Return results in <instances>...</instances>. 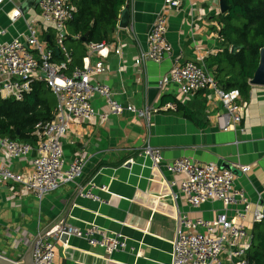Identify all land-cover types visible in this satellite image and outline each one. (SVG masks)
Wrapping results in <instances>:
<instances>
[{"label":"crops","instance_id":"crops-1","mask_svg":"<svg viewBox=\"0 0 264 264\" xmlns=\"http://www.w3.org/2000/svg\"><path fill=\"white\" fill-rule=\"evenodd\" d=\"M163 2L130 0L127 26L116 25L102 56L89 55L91 63L101 60L105 66L94 79L106 82L113 97L122 104L148 105V89L158 87V80L168 73L175 58L181 62L196 60L213 72L223 50L218 34V0H183L180 9H169L166 39L171 53L160 62L149 60L135 66L139 52L147 47L148 31ZM16 9L20 15L12 20L11 12ZM29 23L37 29L40 39L50 41L48 44L55 48V31L42 23L37 0L0 3V31H4L0 43L22 39ZM65 33L69 35L68 26ZM67 44L70 50H81L78 44ZM54 60L58 62L60 58ZM158 88L150 105L162 109L153 114L149 126L130 112L111 114L105 122L95 119L71 124L62 138L64 157L71 161L82 153L86 158L76 183L64 184L41 199L30 194L14 195L6 186H0L1 255L16 262L29 261L31 244L40 231L60 222L79 228L95 222L122 232L128 238L127 250L107 256L100 247L70 237L66 243H56L53 264H171L179 215L212 219L225 212L233 216L237 207L225 211L220 201L192 207L177 193V187L168 186L171 180L178 182L180 175L167 172L163 166L153 170L150 160L138 155L146 143L161 149L164 162L189 156L220 169L249 165L246 172L235 167L234 186L245 191L253 207L264 204V87L250 85L242 121L236 129L226 131L218 129L212 119L219 104L211 91L182 95L174 83ZM50 100L54 112L56 98L52 92ZM169 103L175 108H163ZM92 104L98 110H107L101 97H93ZM0 165H9L22 174L31 169L29 159L10 161L3 151ZM89 181L106 186V191L94 190L102 201L77 194V184L84 186ZM172 193L178 194L175 199ZM246 223L252 228L251 216Z\"/></svg>","mask_w":264,"mask_h":264},{"label":"built area","instance_id":"built-area-1","mask_svg":"<svg viewBox=\"0 0 264 264\" xmlns=\"http://www.w3.org/2000/svg\"><path fill=\"white\" fill-rule=\"evenodd\" d=\"M182 1L164 0L148 31L147 47L139 52L135 66L149 60L160 62L171 53V45L166 39L169 9H180ZM38 5L42 23L55 31L54 45L60 60H54L55 49L47 46L34 25L29 23L22 39L16 37L0 43V95L22 100L31 91L33 83L41 80L55 95L56 106L51 119L39 120L34 125L35 145L0 135V151L8 160L29 159L31 163L27 174L14 171L9 165H0V186H6L14 195L30 194L41 199L64 184L76 183L82 176L86 158L78 153L73 160L67 161L62 147V138L72 123L95 119L105 122L111 114L130 112L149 126L153 114L162 107L122 104L113 97L106 82L94 79L105 70V66L101 60L91 63L89 55L102 56L108 45L105 41L89 43L82 65L69 70L72 53L65 42V31L74 18L75 6L72 0H39ZM19 15L20 10L16 9L10 18L13 20ZM114 51L120 52L119 49ZM169 83L176 84L182 95L211 91L219 104V110L212 116L218 129L234 130L242 121L246 103L239 89H224L201 62H181L175 58L168 73L158 80V87ZM95 96L104 100L106 111L93 106ZM167 107L175 108V105L169 103L163 108ZM34 147L36 154L32 157ZM138 155L149 159L153 170L163 166L167 172L180 175L178 182L171 180L168 186L177 187V193L183 195L192 207H199L207 201H220L225 211L228 207H237L232 217L225 212L212 219L179 215L175 223L171 264H250L248 251L252 234L246 222L249 216L252 224L262 221L264 204L253 207L245 191L234 186L235 167L246 172L249 165L220 169L213 163H199L189 156L164 162L161 149L149 143L139 148ZM95 189L107 190L106 186H97L91 181L84 186L77 184L78 195L102 201ZM178 194L172 193V197L175 199ZM40 232L34 243L32 264H53L56 243H66L70 237L82 239L89 246L100 247L107 256L127 250L128 238L122 232L111 231L95 222L83 228L60 222L42 234ZM64 234L68 237L62 241Z\"/></svg>","mask_w":264,"mask_h":264},{"label":"trees","instance_id":"trees-1","mask_svg":"<svg viewBox=\"0 0 264 264\" xmlns=\"http://www.w3.org/2000/svg\"><path fill=\"white\" fill-rule=\"evenodd\" d=\"M129 1L72 0L75 13L73 20L68 23L69 35H66L65 42L70 45L78 44L81 50L77 52L70 47L72 61L69 70L82 65L89 43L112 41L120 12ZM226 2L227 10L218 15V34L223 50L211 73L224 89L238 88L245 100L250 89L248 81L258 64L259 49L264 47V0ZM47 43L50 41L47 40ZM234 45L239 48L231 53L230 48ZM48 46L52 47L50 44ZM54 58H60L55 50ZM51 92L43 81H35L31 91L22 100L0 95V135L35 145L34 125L39 120H49L52 117ZM162 101L165 99L162 98ZM251 234L248 260L250 264H264V219L252 224Z\"/></svg>","mask_w":264,"mask_h":264},{"label":"water","instance_id":"water-1","mask_svg":"<svg viewBox=\"0 0 264 264\" xmlns=\"http://www.w3.org/2000/svg\"><path fill=\"white\" fill-rule=\"evenodd\" d=\"M37 2H39V0H37ZM218 8L220 13H224L227 10V2L226 0H218ZM128 19H129V10H128V4H126L119 15V19H118V27L120 28H125L127 26L128 23ZM86 38V34L82 37V40L84 41ZM238 46H232L230 48V52L231 53H235L236 50L238 49ZM56 53H58V50L55 49ZM248 83L252 86H261L264 87V47H261L259 49V58H258V64L257 67L252 75V77L249 79ZM159 88L158 87H150L148 89V94H147V98H148V105H150L155 97V95L157 94ZM36 154V147H34V149L31 152V156L34 157ZM263 213H264V207H263ZM41 234L43 232H40ZM67 235L64 234L62 235V241H65L67 239ZM37 239V236H35L32 244H31V248H30V253H31V257L30 260L27 261L26 259H24L23 261H12L6 257H4L3 255L0 254V264H32L33 261V248H34V243Z\"/></svg>","mask_w":264,"mask_h":264}]
</instances>
